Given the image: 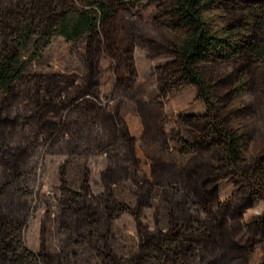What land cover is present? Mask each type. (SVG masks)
Masks as SVG:
<instances>
[{"label": "trees", "instance_id": "obj_1", "mask_svg": "<svg viewBox=\"0 0 264 264\" xmlns=\"http://www.w3.org/2000/svg\"><path fill=\"white\" fill-rule=\"evenodd\" d=\"M53 37L82 47L81 72L29 71ZM136 46L170 59L141 79ZM189 88L205 112L169 117L164 100ZM128 114L141 119L148 172ZM42 154L107 163L100 193L86 162L77 179L60 166L34 252L25 231ZM125 214L129 253L117 244ZM0 264H264V0H0Z\"/></svg>", "mask_w": 264, "mask_h": 264}, {"label": "rangeland", "instance_id": "obj_2", "mask_svg": "<svg viewBox=\"0 0 264 264\" xmlns=\"http://www.w3.org/2000/svg\"><path fill=\"white\" fill-rule=\"evenodd\" d=\"M131 12L134 15L142 13L146 21L149 20L151 9L136 7L132 8ZM82 47H76L71 42H67L62 37H53L40 51L41 56L34 60L29 71L39 74H54L67 72H81L83 70ZM134 62L138 76L141 79L147 78L158 64L169 61V57L163 56L159 58H150L145 48L136 46L133 52ZM104 68L101 77V92L102 96L106 97L111 92L113 84L112 70L110 61L103 60L101 63ZM166 113L169 117H175L178 114H203L205 112L204 105L196 97V90L189 88L181 93L169 96L164 100ZM126 120L132 134L137 138V154L144 161L142 167L148 172L149 167L145 157L140 149V134L142 132L141 119L138 116L131 114L126 115ZM68 161V168L72 178L77 179V168L83 163H87L90 169V183L94 193H100L103 190L100 173L105 168L107 160L105 156L94 155L87 159L83 158H68L66 155H40L37 157L38 166V183L36 189L39 192L38 205L39 208L34 217L29 221L26 230L25 238L28 247L33 251H38L40 242V228L42 219L45 215L48 204L55 205L60 197L59 186L60 180L58 177L60 166ZM77 186V183H75ZM231 193V186L225 183L221 187V196L226 198ZM263 205L249 210L245 213L246 217L261 213ZM154 209L145 210L143 221L150 227L154 226L153 221ZM31 225V226H30ZM117 225V244L119 251L123 253L133 252L137 247V232L136 224L131 215L125 214L116 221ZM30 228V229H29ZM56 239V238H52Z\"/></svg>", "mask_w": 264, "mask_h": 264}, {"label": "flooded vegetation", "instance_id": "obj_3", "mask_svg": "<svg viewBox=\"0 0 264 264\" xmlns=\"http://www.w3.org/2000/svg\"><path fill=\"white\" fill-rule=\"evenodd\" d=\"M149 171V170H148ZM29 223V222H28ZM28 227V226H27ZM26 230H27V228H26ZM25 234H26V231H25ZM25 241H26V238H25ZM26 244H27V242H26ZM28 246V245H27ZM29 248V247H28ZM30 249V248H29ZM33 251V250H32ZM38 251H39V249H38ZM37 251V252H38ZM34 252H36V251H34Z\"/></svg>", "mask_w": 264, "mask_h": 264}]
</instances>
